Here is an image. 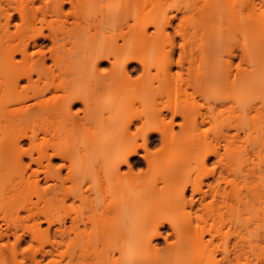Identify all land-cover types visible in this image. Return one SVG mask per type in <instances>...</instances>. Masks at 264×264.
Wrapping results in <instances>:
<instances>
[{
    "label": "bare ground",
    "instance_id": "bare-ground-1",
    "mask_svg": "<svg viewBox=\"0 0 264 264\" xmlns=\"http://www.w3.org/2000/svg\"><path fill=\"white\" fill-rule=\"evenodd\" d=\"M21 261L264 264V0H0V264Z\"/></svg>",
    "mask_w": 264,
    "mask_h": 264
},
{
    "label": "rangeland",
    "instance_id": "rangeland-1",
    "mask_svg": "<svg viewBox=\"0 0 264 264\" xmlns=\"http://www.w3.org/2000/svg\"><path fill=\"white\" fill-rule=\"evenodd\" d=\"M67 9H69V6L67 7ZM176 23H177V21H176ZM13 29V28H12ZM40 44L41 43H43V41H40L39 42ZM44 44H47V43H45L44 42ZM77 109V108H76ZM177 128V127H176ZM176 130H178V129H176ZM25 148H27L28 146H24ZM180 151L179 150H176V151H173L172 153H171V155H170V157L172 158V157H175L178 153H179ZM213 161H214V159L213 160H210V164L211 163H213ZM52 162H53V164H56L57 165V167L58 166H60V160H58V159H53L52 160ZM211 166V165H210ZM62 172H63V174H65L66 173V171L63 169L62 170ZM45 182L44 181H42V184H44ZM3 187L2 188H7L8 186H9V184L7 183V182H4L3 184H1ZM78 206H79V204H74L72 201H68V202H66L65 204H58V208H59V210H60V212L61 213H63V209L64 208H67V209H76V208H78ZM68 226H69V223H68ZM42 229L43 230H45L46 228H47V225L46 224H43L42 226ZM29 245H30V240H29V238L28 237H26V240L23 242V244H22V248H28L29 247Z\"/></svg>",
    "mask_w": 264,
    "mask_h": 264
},
{
    "label": "snow or ice",
    "instance_id": "snow-or-ice-1",
    "mask_svg": "<svg viewBox=\"0 0 264 264\" xmlns=\"http://www.w3.org/2000/svg\"><path fill=\"white\" fill-rule=\"evenodd\" d=\"M5 16H6L8 19H11V13H10L9 11H6V12H5ZM21 19H23V17H21ZM16 27H17V28H20V24L17 23V24H16ZM177 35H179V32H177ZM49 51H50V50H49ZM31 55H32V56H35L36 53H35V52H32ZM176 75L179 76L180 73L177 72ZM129 79H138V77H136L135 74H132V75L129 76ZM167 122H168V123H171V121H167ZM148 130H149V129H148L147 127H145L144 125H141L140 127L135 128V131H133V133H132V140H131V143H132V144H137L138 139H139L138 134L146 135ZM139 146H140V147H143V148L145 149V151H147V146H146V145H143V144H142V145H139ZM25 154H26V153H25ZM121 162L127 164V163H128V160H127V159H123ZM61 167H62V165H61ZM29 247H31V245H29ZM25 251H27V249H25ZM20 264H23V261H21Z\"/></svg>",
    "mask_w": 264,
    "mask_h": 264
}]
</instances>
